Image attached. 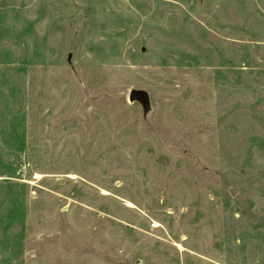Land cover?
Listing matches in <instances>:
<instances>
[{"label":"rangeland","instance_id":"rangeland-1","mask_svg":"<svg viewBox=\"0 0 264 264\" xmlns=\"http://www.w3.org/2000/svg\"><path fill=\"white\" fill-rule=\"evenodd\" d=\"M0 264H264V0H0Z\"/></svg>","mask_w":264,"mask_h":264},{"label":"water","instance_id":"water-1","mask_svg":"<svg viewBox=\"0 0 264 264\" xmlns=\"http://www.w3.org/2000/svg\"><path fill=\"white\" fill-rule=\"evenodd\" d=\"M129 99L131 102L135 100L142 101L144 105H146V93L141 90H132L129 94Z\"/></svg>","mask_w":264,"mask_h":264},{"label":"trees","instance_id":"trees-1","mask_svg":"<svg viewBox=\"0 0 264 264\" xmlns=\"http://www.w3.org/2000/svg\"><path fill=\"white\" fill-rule=\"evenodd\" d=\"M10 187H13V186H10ZM11 202L16 203V202H18V201H17L16 198H13ZM14 209H15V208H14Z\"/></svg>","mask_w":264,"mask_h":264}]
</instances>
